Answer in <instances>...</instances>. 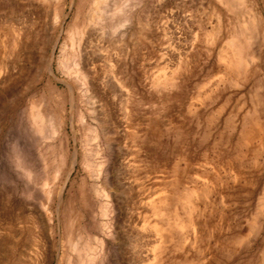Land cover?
<instances>
[{
  "label": "rangeland",
  "instance_id": "rangeland-1",
  "mask_svg": "<svg viewBox=\"0 0 264 264\" xmlns=\"http://www.w3.org/2000/svg\"><path fill=\"white\" fill-rule=\"evenodd\" d=\"M98 1L0 0V264H264V0Z\"/></svg>",
  "mask_w": 264,
  "mask_h": 264
},
{
  "label": "bare ground",
  "instance_id": "bare-ground-1",
  "mask_svg": "<svg viewBox=\"0 0 264 264\" xmlns=\"http://www.w3.org/2000/svg\"><path fill=\"white\" fill-rule=\"evenodd\" d=\"M112 1H114V0H112ZM115 1H116V3L118 4V2H117L118 0H115ZM97 2H99V1L97 0ZM100 2L105 3L106 1H105V2H104V1H100ZM113 3H114V2H113ZM106 4H107V3H106ZM110 4H111V3H110ZM114 4H115V3H114ZM114 4H113V6H115ZM115 10H116V6H115ZM67 59H68V58H67ZM61 62H62V61H61ZM224 62H225V60H224ZM225 63H226V62H225ZM228 64H229V63H227V66L230 65V64H229V65H228ZM64 67H65V66H64ZM66 67H67V66H66ZM226 68H227V67H226ZM75 72H76V71H75ZM77 72H78V71H77ZM74 75H75V74H74ZM76 75H77V74H76ZM80 77H81V76H80ZM39 113H40V112H39ZM35 114H36V113H35ZM37 114H38V113H37ZM36 116H37V118H38V115H36ZM36 116H34V117H36ZM37 118H36V119H37ZM41 119H42V118H41ZM41 119H40V121H41ZM34 120H35V119H34ZM36 121H37V120H36Z\"/></svg>",
  "mask_w": 264,
  "mask_h": 264
}]
</instances>
